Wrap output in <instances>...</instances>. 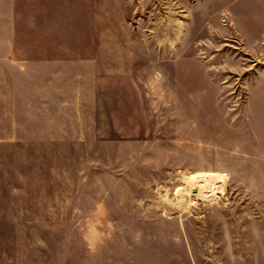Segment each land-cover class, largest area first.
I'll return each instance as SVG.
<instances>
[{
    "label": "rangeland",
    "instance_id": "374dc122",
    "mask_svg": "<svg viewBox=\"0 0 264 264\" xmlns=\"http://www.w3.org/2000/svg\"><path fill=\"white\" fill-rule=\"evenodd\" d=\"M19 2L101 73L23 109L0 264H264V0Z\"/></svg>",
    "mask_w": 264,
    "mask_h": 264
},
{
    "label": "crops",
    "instance_id": "0c3cea01",
    "mask_svg": "<svg viewBox=\"0 0 264 264\" xmlns=\"http://www.w3.org/2000/svg\"><path fill=\"white\" fill-rule=\"evenodd\" d=\"M19 3L0 0V183L13 179L15 188L20 179L23 109L37 108L38 100L50 106L55 92L64 100L69 83H94L101 69L81 52L102 49L100 42H51L48 28L47 41L23 42L17 23ZM38 51L70 53L38 58Z\"/></svg>",
    "mask_w": 264,
    "mask_h": 264
},
{
    "label": "bare ground",
    "instance_id": "6f19581e",
    "mask_svg": "<svg viewBox=\"0 0 264 264\" xmlns=\"http://www.w3.org/2000/svg\"><path fill=\"white\" fill-rule=\"evenodd\" d=\"M198 177H201V178L203 177V179L206 178V180H208L209 177H213V176H211L210 174H205V173H203L202 175L199 174ZM198 177H197V178H198ZM200 180H201V179H200ZM200 180H199V181H200ZM203 181H204V180H202L201 182H203ZM207 182H209V181H207ZM198 184H201V183H198ZM206 184H207V183L205 182L204 184H201V186H200V185L197 186V189L199 190V193L202 194V195H206V194L210 193V192H209L210 187L207 186Z\"/></svg>",
    "mask_w": 264,
    "mask_h": 264
}]
</instances>
